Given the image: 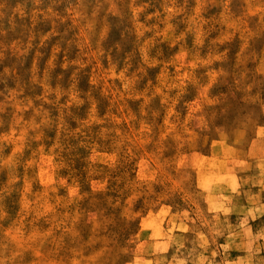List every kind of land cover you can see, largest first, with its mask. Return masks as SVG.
I'll return each instance as SVG.
<instances>
[{
    "label": "clouds",
    "instance_id": "obj_1",
    "mask_svg": "<svg viewBox=\"0 0 264 264\" xmlns=\"http://www.w3.org/2000/svg\"><path fill=\"white\" fill-rule=\"evenodd\" d=\"M35 3L33 20L52 27L13 44L34 52L27 79L0 72V264H264V97L254 93L264 48L253 47L264 0H239L236 11L234 0ZM213 6L219 17L206 18ZM236 37L237 83L252 107L217 123L215 101L198 96L182 114L195 70L226 59L221 48ZM165 43L178 50L165 57ZM209 162L223 177L211 191Z\"/></svg>",
    "mask_w": 264,
    "mask_h": 264
},
{
    "label": "rangeland",
    "instance_id": "obj_2",
    "mask_svg": "<svg viewBox=\"0 0 264 264\" xmlns=\"http://www.w3.org/2000/svg\"><path fill=\"white\" fill-rule=\"evenodd\" d=\"M50 3V0H43V4L39 5V7H47ZM155 3V0H154ZM239 0H234L233 3V11H236L239 8ZM37 7L35 0H0V72L3 71L4 68H8L9 70L15 69L16 74L21 77L22 80L27 79L28 69L31 67L32 59L34 52L28 53L26 56H20L16 52V48L13 47L15 44L17 47L26 46L28 38L31 33H44L51 30V23L45 21L43 17H39L36 21L33 20L32 12ZM155 7H159V4L156 3ZM15 10V11H14ZM154 10V9H151ZM221 8L218 6L209 7L208 12L206 13V18H211L213 16L219 17V13ZM184 25H180V30H183ZM216 31H213L209 40L215 38L219 35L222 30V26L217 24ZM113 38L119 39L120 34L118 31H113ZM241 40L239 37H236L232 40L231 43H226L222 48L228 49L226 59L222 61L213 62L211 65H207L204 67H199L195 70V77L197 83L191 84L189 83L186 86V90L177 105V110L182 114L186 111L184 108L185 102H191L193 99L198 96L201 100H204L205 97L209 99H213L215 104L211 107L210 111H215L219 119L217 123H224L231 121L238 113L243 110H247V108L252 107V105H247L244 101V97L246 95L244 91L243 82L237 83L240 80V73L242 68L236 67V53L239 51ZM187 46L189 48L192 47V37L189 36L187 39ZM253 47L259 51L261 48H264V37L256 39L253 41ZM163 51L165 57L171 56L174 52H176L177 48H169L168 44L165 43L163 45H158ZM209 51L208 40L205 41V46L201 49V55H207ZM47 57H45L46 59ZM248 67L250 69H254V65L249 64ZM61 72V69L57 68L55 73H53V79L55 81V77L57 74ZM6 85L9 88H14L16 86V76L13 75L10 78L5 77ZM68 74L64 75V83L67 84ZM253 75L250 72L248 77V82H252ZM211 84V87H208L205 91V86ZM5 88V84L0 83V90ZM259 92L262 97H264V81H258L254 86V93ZM7 95V92H5ZM3 97H0L2 100ZM130 106L133 110H138L139 101L130 102ZM153 108H160V100L156 98L152 102ZM221 110H224V115H219ZM9 114H5L4 119L5 122L10 119ZM76 127L75 124L72 125ZM95 131V129L93 130ZM80 152L83 155H86L84 149H80ZM204 161L198 162V164L202 167L204 166ZM77 168L81 167V161H77ZM208 173L204 176L205 186L210 190L211 186L213 187L219 183L222 178H220L214 171V166L211 162L208 163ZM103 173L101 174L100 180L102 182ZM102 202V201H101ZM82 207H89L87 201L82 204ZM10 211L15 212L14 206L10 204ZM233 219V218H232ZM233 222L235 220L233 219ZM39 226L42 229H46L48 224L44 223L43 220L39 221ZM90 225H81V233L85 236V239L88 235V228Z\"/></svg>",
    "mask_w": 264,
    "mask_h": 264
},
{
    "label": "crops",
    "instance_id": "obj_3",
    "mask_svg": "<svg viewBox=\"0 0 264 264\" xmlns=\"http://www.w3.org/2000/svg\"><path fill=\"white\" fill-rule=\"evenodd\" d=\"M208 173V172H207ZM219 176V175H218ZM220 178H222V180H223V177L222 176H219ZM221 180V181H222ZM212 190V186H211V188H210V191ZM233 219L235 220V217H233Z\"/></svg>",
    "mask_w": 264,
    "mask_h": 264
}]
</instances>
